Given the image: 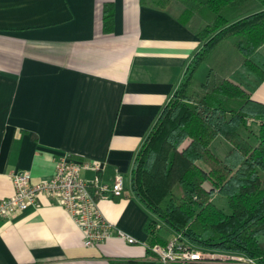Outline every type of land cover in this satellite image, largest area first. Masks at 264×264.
Instances as JSON below:
<instances>
[{
	"label": "crops",
	"instance_id": "obj_1",
	"mask_svg": "<svg viewBox=\"0 0 264 264\" xmlns=\"http://www.w3.org/2000/svg\"><path fill=\"white\" fill-rule=\"evenodd\" d=\"M113 8L103 32L102 8ZM202 43L169 14L139 0H0V201L11 177L48 180L56 158L97 161L100 177L129 181L135 154ZM205 67L196 76L203 80ZM264 104V83L252 94ZM212 150L223 158L227 143ZM83 176L91 178L92 173ZM100 201L114 229L144 243L149 214L130 194ZM146 248L111 238L85 248L51 199L0 221V264H111L143 260Z\"/></svg>",
	"mask_w": 264,
	"mask_h": 264
},
{
	"label": "trees",
	"instance_id": "obj_2",
	"mask_svg": "<svg viewBox=\"0 0 264 264\" xmlns=\"http://www.w3.org/2000/svg\"><path fill=\"white\" fill-rule=\"evenodd\" d=\"M139 3L169 14L202 43L129 174L128 190L150 216L144 244L164 246L178 234L192 248L264 264V104L252 99L264 83V0ZM102 14L108 33L112 5ZM216 138L228 145L223 158L211 148ZM148 248L143 260L111 264H159Z\"/></svg>",
	"mask_w": 264,
	"mask_h": 264
},
{
	"label": "built area",
	"instance_id": "obj_3",
	"mask_svg": "<svg viewBox=\"0 0 264 264\" xmlns=\"http://www.w3.org/2000/svg\"><path fill=\"white\" fill-rule=\"evenodd\" d=\"M101 164L97 161L75 160L69 155L56 158L54 172L45 181L31 184L27 172L12 175L13 194L0 201V221L9 220L27 208L36 205L37 197L44 195L58 205L72 220L82 236L85 248L96 247L111 238L127 245H146L126 233L114 229L102 217L98 203L121 197L124 179L117 174L111 182H104L99 175ZM93 176L86 178L83 173ZM159 264H191L205 261H232L236 264H257L241 255L205 252L192 248L178 234H171L164 246L148 248Z\"/></svg>",
	"mask_w": 264,
	"mask_h": 264
},
{
	"label": "rangeland",
	"instance_id": "obj_4",
	"mask_svg": "<svg viewBox=\"0 0 264 264\" xmlns=\"http://www.w3.org/2000/svg\"><path fill=\"white\" fill-rule=\"evenodd\" d=\"M260 54L262 55V56H264V48H262L261 50H260ZM124 185L127 187V186H129V181H128V179L126 178L125 180H124ZM222 202H224V200L223 199H220ZM220 200L218 199V198H215V201L218 203V202H220ZM214 261H216V259H214ZM206 262H211V261H205V262H203V263H206Z\"/></svg>",
	"mask_w": 264,
	"mask_h": 264
}]
</instances>
